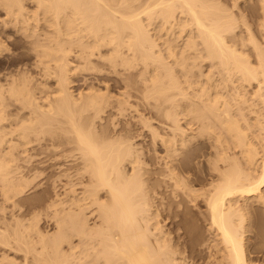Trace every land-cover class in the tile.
Returning <instances> with one entry per match:
<instances>
[{"label":"bare ground","instance_id":"6f19581e","mask_svg":"<svg viewBox=\"0 0 264 264\" xmlns=\"http://www.w3.org/2000/svg\"><path fill=\"white\" fill-rule=\"evenodd\" d=\"M25 1L0 0L4 15L0 20V58L9 55L8 43L19 44L15 39L13 42V38L7 41L13 37L11 33L18 35V42L22 39L20 43L26 46V52L24 46H20L23 48L20 56L10 54L7 57L0 72L1 196L14 204V197L24 192L28 181H21L20 171L13 166L20 160L32 158V155H25L31 143L44 142L46 146L77 153V156L63 155V158L77 160L71 175L77 181H71L67 171L60 170V176L66 179L62 192L53 194L52 190L53 195H48L40 209L43 219H39L46 225L42 226H53V232L42 228L43 233L35 219L29 216L31 220L28 224L25 222L26 228V224H22L23 229H17L18 234L16 229L13 231V225V233H8L1 224L4 231L0 229V245L16 249V253L19 250L33 255L31 263L25 258L21 264H196L190 256L193 248L181 243L180 239H187L195 229L186 217V209L200 204L203 210L197 212L195 221L200 218L204 223L207 237L203 234V241L195 247L197 256L193 258L204 254L200 257L201 264H255L251 254L261 252L264 255V232L256 231L253 219L250 220L257 208L264 209V116L256 113L248 118L245 114L250 103L248 97H256L252 100L253 106L257 98L264 104V0H254L256 6L248 1L255 8L250 13L259 11L255 29L262 38L260 44L255 41L258 38L253 37L255 33L252 34V27L247 24L249 20L246 23L243 14L250 5L243 8L242 15L241 9H237L239 5L236 7L240 16L237 19L239 16L234 15V10L232 14L215 0H27L33 5L31 9L26 7ZM242 3L245 5L246 1ZM185 26L195 34L190 31L185 34ZM234 29L239 30L238 33ZM176 33H184L186 37L183 48H179L181 52L177 51L179 56L170 42L167 43ZM226 35H230V41ZM158 40L165 45L164 50L159 48ZM202 53L208 62H217L218 74L223 75L222 78L225 76L224 83L233 85V92L221 86L222 90L230 89L233 93L232 101L237 100V110L231 107L223 91L220 92L218 83V89L214 86L218 95L215 90L212 95L213 89L208 92V84L212 86L215 77L207 84V78L204 80L207 91L204 86L201 90L203 80L201 86L196 84L202 93L195 95V100L184 93L183 82L188 83L180 84V79L194 76L191 72L195 68L192 67H200L194 60L202 58ZM205 59L201 62H206ZM25 61L31 63L28 65ZM175 67L183 74L180 79L176 77L179 71H175ZM80 71L96 72L99 77L91 76L92 81L93 77L102 80L103 88L85 82L88 90L74 95L72 78ZM105 74L119 76L118 82L117 79L114 82L117 86L124 85L120 84L123 92L121 89L117 95H112ZM109 79L111 81L110 76ZM178 96L189 102L184 109L181 106L180 111L177 110ZM130 97L139 102L143 99L145 106L151 107L150 111L152 107L160 110L163 107L161 114L167 119V124L163 122L166 128L163 130L167 133L154 128L161 133H154L153 137L158 138L162 148L156 139L155 144L164 154L163 157L160 154L162 162L155 165L156 162L157 167L153 165L156 169L150 172L153 176L151 186H148L150 181L146 183L150 180L145 178L148 176L144 177L149 172L139 158L140 150L137 154L134 144L119 135L122 131L116 134L118 132L110 129L109 132L117 135L114 136L107 129L114 125L109 122L114 111H119V116L122 112L123 116L131 107ZM135 100L131 102L135 104ZM244 104L247 105L245 114L241 111ZM108 110L113 111H109L111 117H106ZM181 112H186L198 125L193 124L190 134L179 124ZM135 113L137 117L140 114ZM102 116L111 119L106 120L107 126L102 123L106 129L96 135V127L104 120ZM197 146L207 151L193 157L199 159L196 165L202 168L203 176L199 177L202 180L189 178L184 172L189 162L186 155ZM76 186L80 190H76ZM54 188L56 186L52 185ZM34 216L39 217L38 214ZM250 230L256 231L253 232L255 240L260 241V245L252 249L247 246V236L244 237ZM33 234L39 241V253V247L33 246L34 241L26 238ZM34 237L30 238L34 240ZM6 254L0 255V264H17Z\"/></svg>","mask_w":264,"mask_h":264},{"label":"rangeland","instance_id":"374dc122","mask_svg":"<svg viewBox=\"0 0 264 264\" xmlns=\"http://www.w3.org/2000/svg\"><path fill=\"white\" fill-rule=\"evenodd\" d=\"M23 2L25 1V0H22ZM216 2V4L217 5H219V6H221V7H224V8H228V11L229 12H233V10H234V15L235 16H239L236 12H237V10H236V7H237V9L238 10H240V13H241V15H242V13H243V8L245 7V8H248L247 6L248 5H250L251 6V1L253 2V5H254V3L256 2L257 3V1H255L254 2V0H251L250 1V3H248V1L249 0H215ZM245 1H246V3H245ZM27 2V3H26ZM136 2H138V1H136ZM135 2V5L136 6H138L139 4H140V2H142V1H140V2H138L139 4L137 5V3ZM223 4H222V3ZM242 2H244L245 3V5H243V3ZM25 3H26V7L28 8V9H31V6H33L32 4H30L27 0L25 1ZM24 3V4H25ZM234 3H238L236 6H235V4ZM248 3V4H247ZM256 3H255V5L254 6H256ZM143 4V3H142ZM28 5V6H27ZM31 5V6H30ZM142 6V5H141ZM144 6V5H143ZM235 6V7H234ZM30 7V8H29ZM139 7V6H138ZM232 7V8H231ZM241 7V8H240ZM142 9L144 8V7H141ZM230 8V9H229ZM252 8V9H251ZM257 8H258V4H257ZM255 9V8H254ZM253 7L251 6V7H249V10H247V9H244V13L243 14H245L244 16H245V21H246V23L248 22V20H249V22L247 23L248 25H250L251 27H252V34L253 33H255V34H253V37L255 38V37H257L259 40H261L262 38H259V37H261L257 32H256V29H255V25H256V19H257V16H258V14H259V11H256V12H258L257 14H255L256 12L254 11L253 13H250V12H252L253 10ZM249 11V14H248V12H247V15H246V11ZM257 10H259V9H257ZM2 11L0 10V20L1 19H4L3 17H4V15H3V12L1 13ZM232 13V14H233ZM237 14V15H236ZM3 15V16H2ZM254 15H256V16H254ZM234 16V17H235ZM143 17V20L146 18L145 17V15H143L142 16ZM145 17V18H144ZM237 19L239 18L240 19V16L239 17H236ZM236 18H234V19H236ZM236 19V20H237ZM258 19H260V17H258ZM239 20H237V22H238ZM260 20H258L257 22H259ZM156 22H158V21H156ZM251 22V23H250ZM254 22V23H253ZM156 26V25H155ZM158 26V25H157ZM184 30L185 29H187V30H185L186 31V33L185 34H187V32L188 31H190L191 33H194V30H191V29H189V27H184L183 28ZM189 29V30H188ZM237 29V28H236ZM255 30V31H254ZM193 31V32H192ZM234 31H236V33H238L237 31H239V30H235L234 29ZM11 32V31H10ZM13 32V31H12ZM190 32H188V33H190ZM235 33V32H234ZM233 33V34H234ZM257 33V34H256ZM195 34V33H194ZM232 34V35H233ZM10 35V34H9ZM11 35H13V37H11V38H9V39H7V41L9 42V40H11L12 38V41L14 42V39L15 40H17L16 42L17 43H19L18 45H13L12 43H8V42H6V44H7V46H8V48H9V55L10 54H15V55H18V56H20L21 54H23V48L25 49L26 48V46H24V44H22L23 42H22V39H20L19 40V42H18V35H15L14 36V34L13 33H11ZM183 35H184V33L183 34H179V33H176L175 34V36L174 37H172V38H170V39H168V41H167V43H169L170 42V44L175 48V50H176V52L177 51H179V52H181V48H183V46H184V40H185V35H184V37H183ZM254 35H256V36H254ZM226 36H228V35H226ZM16 37V38H15ZM20 38V37H19ZM229 38H230V35L227 37V40H229ZM257 38H255V39H257ZM180 39V40H179ZM183 40V42H182V40ZM257 39V40H258ZM257 40H255L256 42H259V44L260 43H262V40L261 41H257ZM12 41H10V42H12ZM159 41V42H158ZM157 41V43H158V45H159V48L161 49V50H164V44L162 43V42H160V40H158ZM230 41V40H229ZM228 41V43H230ZM20 42H22V43H20ZM177 42H178V44H177ZM162 43V44H161ZM181 43V44H180ZM180 44V45H179ZM22 45V47H20ZM175 45H179V46H175ZM233 45V44H232ZM235 45V44H234ZM15 46V47H14ZM19 46V47H18ZM181 46V47H180ZM22 48V49H21ZM180 48V49H179ZM198 48H200V46L198 47ZM25 52H26V49L24 50ZM244 51H246V50H244ZM179 52H177L178 53V56L180 55V53ZM203 54V53H202ZM8 54H5V55H3V57H1L0 58V72H2V66L4 65V61L6 60V58L9 56ZM203 58V59H202ZM202 58H200V59H196V60H194V61H196V63L195 64H198V66H200V67H196L197 65H193L194 67H192L194 70H192L193 72H191V73H193L194 74V76L193 77H191V76H188L187 77V79L183 76V74L179 71V69L177 68V67H175V71L177 70V71H179V72H177L176 73V77H178V79H180L182 76L185 78V79H183V77L180 79V84L183 82V81H187V85H185L186 84V82H183V86H184V93L188 96V98L189 99H191V100H195V95L196 96H198L199 94H201L202 93V89H203V86H204V89L206 90H208V87H209V90H208V92L209 93H211V91H212V89H213V91H212V95L214 96L215 94H217L218 95V91H217V89H218V86H217V84L216 83H218V85H222L223 87L225 86L226 88H231L232 89V92H233V85L231 84V83H228L227 81H226V83H224L225 81H224V78H225V76H224V78H222L223 77V75H219L218 74V71H219V69L217 68L218 67V64L216 65V61L214 60V62H215V64L213 63V61H207V58L205 59L204 58V54L202 55ZM253 58V57H252ZM251 58V59H252ZM206 60V62L205 61H203V62H201L202 60ZM168 60V62H170V60L168 59V58H166V61ZM29 61V60H28ZM28 61H25V63H27ZM30 61H32V60H30ZM31 63V62H30ZM29 63V64H30ZM28 64V63H27ZM28 64V65H29ZM211 64H214V65H216V69H217V71H216V69H215V71L213 72V66L211 65ZM27 67V66H26ZM212 67V68H211ZM200 68V69H199ZM12 69H15L14 67H12ZM209 69V70H208ZM211 69V70H210ZM199 70V71H198ZM198 71V72H197ZM208 71H210L209 73H208ZM212 71V72H211ZM217 72V73H216ZM82 73V74H81ZM89 73H90V75H89ZM179 73H181V74H179ZM200 73H202V74H200ZM210 73H212L213 75H209ZM79 74H81V75H79ZM79 74L78 75H76L77 77H73L72 79H73V81H75V82H73V86H72V88H73V90H74V95H75V93L77 92H83V93H85L88 89H86V88H88L89 86H88V84L90 85L91 83L90 82H92V83H95L96 84V86L98 85V86H100L99 87V89H101V88H103V87H101L102 86V84H100L101 83V81L99 80H97V79H95V78H98L99 77V75H98V77H97V74H96V72H87V71H80L79 72ZM85 74H87V75H85ZM92 74H94V75H92ZM99 74V73H98ZM178 74H179V76H178ZM200 74V75H199ZM210 76V79H209V77L207 76ZM216 74V75H215ZM95 75H96V77H95ZM109 76H110V78H111V81H109L110 79H109V76H107V74H105V76H107L106 78V82H107V84L108 85H110L109 86V88H110V90L109 91H111L113 94L112 95H117L118 94V92H121V89H122V92H123V90H124V87H122L121 88V86H124V85H122L121 83H119V85L117 86V84L114 82V81H116V79H117V82H118V80H119V76H117V75H110V74H108ZM181 75V76H180ZM198 75V76H197ZM201 75L203 76L204 75V77H202V79H201ZM205 75H206V77H205ZM79 76V77H78ZM91 76H94L93 77V81H92V77ZM101 76V75H100ZM114 76V78H112ZM116 76V77H115ZM199 76H200V78H199ZM221 76V77H220ZM86 77V78H85ZM191 77V78H190ZM212 77H215L214 78V80L213 79H211ZM197 78V79H196ZM207 78V79H206ZM217 78V79H216ZM220 78H222L223 79V81H221V83L219 82L220 81ZM75 79V80H74ZM90 79H91V81H90ZM109 79V80H108ZM191 79V80H190ZM208 81H206V80ZM84 80V81H83ZM109 81V83H108V81ZM193 81L192 83L194 84L196 81H198V82H196L195 83V85L196 84H198V85H200V83H202L201 82V80H203V83L201 84L202 85V88L199 86V88H201V92L199 91V88H198V85H196V87L197 88H195V89H193L194 87H195V85H193V88H192V83H191V85H190V81ZM199 80H200V82H199ZM204 80H205V83L207 84V83H209V81H211V80H213L211 83H212V86H210L209 84H208V87L206 88V86H205V83H204ZM216 80V81H215ZM189 81V82H188ZM195 81V82H194ZM218 81V82H217ZM88 83V84H86V83ZM97 82H99V84L97 83ZM214 82V83H213ZM76 83V84H75ZM113 83L114 84H116V86L115 85H113ZM111 84H112V86H111ZM120 84H121V86H120ZM230 84H231V86H230ZM86 85V86H85ZM93 85V84H92ZM191 86V88L195 91V90H197V91H195V93H194V91L192 92V94H191V92H190V90H192V89H189L190 88V86ZM88 86V87H87ZM97 86V87H98ZM183 86H181L182 88H183ZM185 86H189L188 88L187 87H185ZM214 86H216V88L217 89H215V87ZM222 86H221V93H222V91H223V95L226 97V99L228 100V102H229V104L231 105V107L233 106V109L234 110H237L236 108H238V107H236L238 104H236L237 103V100L236 99H234V100H236L235 102L234 101H232V97H233V93L232 92H230V89H227V91H226V88L225 89H223L222 90ZM253 86V85H252ZM86 87V88H85ZM212 87V88H211ZM254 87V86H253ZM71 88V89H72ZM120 88V89H119ZM187 88V89H186ZM86 89V91H84ZM118 89H119V91H118ZM130 88H128V90H127V88H126V90L128 91V92H130L131 91V89L129 90ZM73 90H72V92H73ZM206 90V91H207ZM214 90H215V92H214ZM102 91H103V89H102ZM189 91V92H188ZM229 91V92H228ZM132 92V91H131ZM188 92V93H187ZM200 92V93H199ZM215 94H214V93ZM217 92V93H216ZM225 92V93H224ZM227 92L228 93H232L231 95L230 94H227ZM248 92L249 93H251L252 92V90L250 89V88H248ZM115 93V94H114ZM194 93V94H193ZM198 93V94H197ZM133 94V92L131 93V95ZM193 95V96H192ZM230 95V96H229ZM139 97L141 96V94L140 95H138ZM248 96H250L249 94H247V97ZM179 97V96H178ZM177 97V98H178ZM229 97H231V98H229ZM141 98V97H140ZM252 98V99H251ZM254 98H256L254 95L253 96H250V99H249V97H248V105H249V107H247L246 108V104H244V105H242L243 107H241L243 110H241L244 114H245V116H247L248 118H249V116H253V115H255L256 113H263V116H264V111H262L261 110V108L264 110V104L260 101V100H258V98L256 99V101H257V104L260 106V109L258 108L259 106L256 104V101H255V106H253L254 105V102H252V100L254 101ZM175 99H176V97H175ZM174 99V100H175ZM179 99L181 100L180 102L181 103H179ZM135 99L134 98H132V97H130L129 99H128V104H129V102L130 103H132V104H130V106L131 107H129V108H127L126 109V111L125 112H123V116L121 115L122 114V112H121V114H120V116H119V111H111V110H108L106 113L108 114L106 117H108V116H110L111 117V115H110V113H109V111L110 112H113V114H114V116H113V114H112V119H114V121H112V119L111 118H106V117H104L103 118V116H105L106 114H104L103 116H102V119H104V120H101L102 122H100V124H98V126L96 127V135H97V133L99 134V133H103V130L104 129H106V126L107 125H109V122H110V124H112L111 122H114L113 124L114 125H116L117 127H115V128H113L114 127V125H113V127H111V125H110V127L108 126L107 127V129H108V132H109V130L111 129V130H115V132H118V133H116V134H119L121 131V133L119 134V135H122L123 137L122 138H124V139H127L131 144H134V145H132L133 146V148L135 147V149L137 150V154H139V151L138 150H140V156H139V158H141V161H142V163L144 162V163H146V164H144L143 163V165H145V166H143V167H145V169H148V172L149 173H147L146 175H144V177L145 176H148V177H145V178H147V179H150V180H147V184H148V182H149V184L150 185H148V186H151L152 185V181H153V176L151 175V171H153L154 169H156L155 167H157V166H155V165H158V163H161L162 161L160 160L161 159V157H163L162 155L164 154V152H163V150L161 149L162 147L160 146V143H159V141H158V138H154L153 137V134L154 133H159V132H157V130H155V129H158V131H160V132H163L164 134L165 133H167V131L165 132L164 130H166V128H165V126H163V124L165 125V123L167 124V119H165V117L163 118V116H162V110H163V107L161 108V110L160 109H154L153 107H152V109L154 110H151L150 111V109L149 108H151V107H148V106H145V103H143L144 101H143V99H141L140 100V102L139 101H137V100H135V101H137V102H139V104H137V102L135 103V104H137V106L135 105V104H133V102H131V101H134ZM177 100V99H176ZM230 100H231V102H230ZM142 101V102H141ZM178 102V105H179V107H178V111H180L181 109H180V107L182 106L183 107V109H184V107H186L187 106V104H189V102H188V100L186 99V100H182L181 99V97H179L178 98V100H177ZM151 102V101H150ZM184 102V103H183ZM261 104H259V103ZM142 103V104H141ZM247 103V102H246ZM253 103V104H252ZM181 104V105H180ZM234 104V105H233ZM235 104H236V106H235ZM135 105V106H134ZM139 105V106H138ZM140 105H142V106H140ZM184 105V106H183ZM145 106V107H144ZM234 106H235V108H234ZM253 108H252V107ZM257 106V107H256ZM134 107H135V109H134ZM148 107V108H147ZM147 108V109H146ZM245 108H246V110H245ZM255 108V109H254ZM131 109V110H130ZM132 109H134V110H132ZM180 109V110H179ZM249 110H250V112H249ZM253 110H255V111H253ZM258 110V111H257ZM130 111H133V112H131L130 113ZM139 111V112H138ZM257 111V112H256ZM116 112V113H115ZM134 112H136L135 114H137L138 115V117L136 116V115H134ZM252 112V113H251ZM182 113V116H184V117H182V116H178V119L181 121H179V124H180V126L182 125V128H185V129H187L188 131H186L185 129H183L184 131H185V133L187 134V133H189L190 131H191V129L193 128V126L194 125H196L195 127H197L198 125H197V123L195 122V121H193V120H191V117L189 116V115H186V112H181ZM117 115V116H116ZM143 115V116H142ZM179 115H180V113H179ZM130 116V117H129ZM133 116H135L136 118H133ZM143 118H142V117ZM114 117V118H113ZM118 117V118H117ZM190 117V118H189ZM106 118V119H105ZM133 118V119H132ZM147 119V121L145 120V119ZM182 120H181V119ZM183 118H185V119H183ZM142 119H144V120H142ZM188 119V120H187ZM106 120H108L109 122H107ZM124 120V121H123ZM131 120V121H130ZM166 120V121H165ZM184 120V121H183ZM103 121H105V122H103ZM127 121V122H126ZM129 121V122H128ZM135 121V122H134ZM162 121V122H161ZM123 122V123H122ZM144 124H143V123ZM148 124H147V123ZM161 122V123H160ZM163 122H165V123H163ZM183 122H185L186 123V125H185V123H183ZM195 122V123H194ZM102 123H104V124H106V126L105 125H103ZM135 123H137V124H135ZM130 126H129V125ZM149 124H150V126H149ZM160 126H159V125ZM194 124V125H193ZM146 125H148V126H146ZM163 126V128H162V126ZM104 126V128H102V127ZM129 126V127H128ZM147 128H146V127ZM184 126V127H183ZM187 127V128H186ZM189 127V128H188ZM98 128V129H97ZM155 128V129H154ZM165 128V129H164ZM253 128H254V126H253ZM100 129V130H99ZM118 129V130H117ZM123 129V130H122ZM150 129H151V131H150ZM153 129V130H152ZM164 129V130H163ZM117 130V131H116ZM126 130V131H125ZM253 130H257L256 129V127L253 129ZM99 131V132H98ZM107 131V130H106ZM106 131H104V133L106 132ZM150 131V132H149ZM254 131V132H255ZM106 132L108 135H109V133L110 134H112V135H114L115 133L114 132ZM129 132V133H128ZM152 132V133H151ZM123 133V134H122ZM127 134V135H126ZM139 134V135H138ZM164 134H162V135H164ZM190 134V133H189ZM126 137H125V136ZM128 135H129V137H128ZM159 135H161V133H159ZM114 136H117V135H114ZM152 138H151V137ZM128 137V138H127ZM132 138V140H130L131 138ZM130 138V139H129ZM151 138V139H150ZM158 141H156V140ZM134 140V141H133ZM151 140H154V141H151ZM135 142V143H134ZM159 143V147H161V148H159L158 147V144H155V143ZM199 142H200V140H199ZM154 143V144H153ZM156 145V146H155ZM137 147V148H136ZM201 147V148H200ZM142 148V149H141ZM198 148V149H197ZM197 148H195V149H193L192 150V153H191V151H189L188 152V156L186 155V160L187 161H189L188 162V164H187V169L185 168V171L184 172H186V175H188L189 176V178H191L192 177V179H198L199 177L201 178L202 176H203V174H202V168H201V170H200V167H198L197 165H196V163H197V161L199 160V159H193V157L194 156H196V155H198V154H203V152H205V151H203V149L204 148H202V146H197ZM135 150V151H136ZM143 150H144V152H143ZM159 150V151H158ZM162 150V151H161ZM202 150V151H201ZM142 151V152H141ZM197 152H199V153H197ZM71 153L72 152H70V151H63V149H61V148H58V147H54V146H46L45 144H44V142H42L41 144H37V143H31L29 146H28V150H27V153L25 154V155H32V158L29 160V161H24V160H20V161H18V162H16L14 165H15V167L13 166V168L15 169L16 167L18 168H16L15 170H19L20 171V173L17 171V174H18V176L20 175H22V177H25V178H27V179H23L22 180V177H20L21 178V181H23L24 183L25 182H27L26 183V185H24V192L22 193V195L21 196H15L14 197V204H11V203H9V202H6L5 200H3V196H1V194H2V192L0 191V225H1V227L3 226V229L6 231V232H8V230H9V232L8 233H10L11 231H12V229H13V231L16 229V234H18L19 232H18V230L19 231H21L22 229H23V227L22 226H24L29 220H31V219H35V221L37 222L36 224H37V226L39 227V229H40V231H42V228H46V229H44V230H48L49 232L51 231V232H53L52 230H53V226L52 227H43L44 225H45V223H44V221L43 220H40V219H43L42 218V216H40V215H42V213H40V211H42V210H40V209H42V207H43V204H44V201H45V199L47 198V197H49L48 195H50L51 194V192H52V190H53V194H58V191H59V193H61L62 192V183H65L66 182V179L65 178H63L62 176H60V170H66L67 171V173H68V175L70 176V178L69 179H71V181L73 180V179H75L74 180V182H76L77 180H76V178L75 177H71V175H73V172H74V170H75V163H77V160L76 159H74V158H72V157H67V158H63V155H65V154H67V155H71ZM144 153V154H143ZM162 153V154H161ZM195 153V154H194ZM205 153H207V151L205 152ZM72 154H74V155H76L77 153H72ZM143 154V155H142ZM146 154V155H145ZM160 154H161V157H160ZM33 155H35V157L33 156ZM158 155H159V158H158ZM77 156V155H76ZM184 157L185 156H182V160H184ZM187 157H190V158H187ZM72 158V159H71ZM159 161H158V160ZM73 160V162H71ZM74 160H75V162H74ZM156 160V161H155ZM186 160H184V161H186ZM192 161H193V163H192ZM157 162V163H156ZM156 163V164H155ZM64 165V166H59V165ZM155 164V165H154ZM68 165V166H67ZM71 165V166H70ZM153 165L155 166V167H153ZM191 167H189V166ZM193 165H195V166H193ZM73 166V167H72ZM152 167V169H151V167ZM196 166L198 167V170H197V168H196ZM67 168V169H64V168ZM72 169H71V168ZM149 167H150V169H149ZM188 167H189V170H188ZM193 167V168H192ZM74 168V169H73ZM192 169V170H191ZM196 169V170H195ZM188 170V171H187ZM194 170V171H193ZM70 171V172H69ZM72 171V172H71ZM191 173V174H190ZM202 174V175H201ZM191 175V176H190ZM60 176V177H59ZM151 177V178H150ZM62 178V179H61ZM199 178V179H200ZM198 179V180H199ZM25 180V181H24ZM58 182H57V181ZM65 180V182H63ZM200 180H202V179H200ZM52 181V182H51ZM54 181H55V184H54ZM61 181V182H60ZM49 182V183H48ZM50 184H51V186H50ZM52 185H53V187H55L56 186V189L54 188V189H52ZM59 185V186H58ZM0 186H1V184H0ZM27 186V187H26ZM51 187V188H50ZM67 187V189H68V187L69 186H66ZM76 188V190H80V187H78V186H76L75 187ZM0 189H1V187H0ZM61 191H60V190ZM47 190L49 191V192H47ZM263 191H264V188L262 189ZM55 192V193H54ZM49 193V194H48ZM53 194H51L50 196H52ZM44 196V197H43ZM4 201V202H3ZM13 205H15V206H13ZM190 205V204H189ZM193 205H190L189 206V208L188 209H186V211H185V213L187 214H185L186 215V217H188L187 219L188 220H190L191 222H189L190 224H192L194 227H195V229H194V231L193 232H191V234L189 235V237H187V239H186V237H183V238H181L180 239V242L181 243H184V244H186L188 247H192L193 248V250H194V252H192V249H190L191 251H190V253H191V255L190 256H192V259H194V260H192V261H194V263H196V264H201V261H202V259L200 258L201 257V255H199L198 254V256H200L199 258L198 257H194L193 258V256H197V254H195V252H197L195 249H197V248H195V247H198L197 245H199V243H200V241H203V236L205 235H207V232L206 231H204L205 230V225H204V223H202V221L200 220V218H198L197 219V221H195L196 220V216H198V213L197 212H200V210L202 211L203 210V208H202V205H200V204H198L196 207L195 206H193V208H191ZM198 206H200V207H198ZM194 207H195V209H194ZM199 208V209H196V208ZM191 208V209H190ZM259 209H260V207H259ZM195 210V211H194ZM258 208L255 210V212L257 213V215H256V213H254L255 215H253L254 217H252V214H251V221H252V219H253V222H254V225H255V228H256V231H259L260 230V232H264V230H261V229H263L264 227V209L263 208H261L260 210H258ZM36 214H35V213ZM32 214H34V215H39V217L38 216H34V215H32ZM193 214V215H192ZM31 217V219H30V217ZM36 217V218H35ZM19 218V219H18ZM38 218V219H37ZM40 218V219H39ZM3 219V220H2ZM17 219V220H16ZM21 219H23V220H21ZM26 219H27V221H26ZM257 219V220H256ZM19 220V222H16V221H18ZM38 220H39V224H38ZM260 220V221H259ZM1 221L3 222V223H1ZM21 221V222H20ZM22 221H24V222H22ZM26 222V223H25ZM7 223H8V227H6V225H7ZM16 223V224H15ZM44 223V224H43ZM11 224V226H9ZM18 224V225H17ZM22 224H24V225H22ZM28 224V223H27ZM27 224L24 226L25 228H26V226H27ZM12 225L14 226L13 228H12ZM43 225V226H42ZM198 225V226H197ZM5 226V227H4ZM46 226V225H45ZM197 226V227H196ZM203 226H204V228H203ZM261 226V227H260ZM0 227V229H1V232H3L4 230L2 229ZM259 227V228H258ZM168 228V226L166 227V229ZM203 228V229H202ZM18 229V230H17ZM21 229V230H20ZM38 229V230H39ZM259 229V230H258ZM13 231L11 232V233H13ZM196 231H197V233H196ZM204 231V232H203ZM255 230H250V232L248 231V232H246L244 235V237L246 238V236H247V246L249 247V248H254V247H258L259 245H260V241L258 240V239H256L255 240V232H256ZM43 233H44V231H42ZM254 232V233H253ZM253 233V234H252ZM196 234V235H195ZM204 234V235H203ZM29 235H31V234H29ZM28 235V237H26L27 238V240H29V242H30V239H31V241H34V243H33V246H37V247H39L38 249L37 248H35V250L39 253V250H40V245H39V241H37L38 239H36L37 237H36V235L35 234H33L32 236L34 237V240L32 239V238H30V237H32V236H29ZM16 236H18V235H16ZM252 236V237H251ZM207 237V236H206ZM205 237V238H206ZM184 239V240H183ZM202 239V240H201ZM249 239H251V240H249ZM35 241H36V244H35ZM251 241V242H250ZM253 241V242H252ZM199 242V243H198ZM250 242V243H249ZM31 244H32V242H31ZM38 244V245H37ZM256 244V245H255ZM196 245V246H195ZM0 253H1V250H3L2 251V253L0 254V255H2L3 253H5L6 254V252L8 251V253L6 254V255H8L9 256V259L11 260H15V262H17V264H21V263H23V259H25V258H28L29 259V261H27L28 263L31 261L32 262V260H33V255H29L28 253H26L25 251H17V253L15 252L16 251V249H14V250H12V249H8V248H6V247H4V246H2V245H0ZM7 249V250H6ZM23 252V253H22ZM38 253H35V251H34V254H38ZM189 253V252H188ZM29 255V256H27V255ZM258 254H261V252H257V253H254V254H251V257H252V259H253V261H254V263L255 264H264V255L263 254H261V255H258ZM25 255V256H24ZM204 255V254H203ZM202 255V256H203ZM263 255V256H262ZM27 256V257H26ZM257 256V257H256ZM12 257V258H11ZM32 258V260H30ZM255 258V259H254ZM260 258V259H259ZM200 259V260H199ZM14 260H13V262H14ZM27 260V259H26ZM196 261V262H195ZM30 262V263H31ZM253 264V263H252Z\"/></svg>","mask_w":264,"mask_h":264}]
</instances>
